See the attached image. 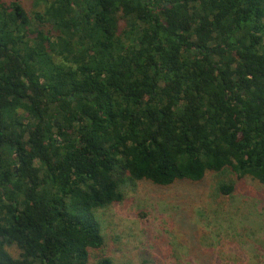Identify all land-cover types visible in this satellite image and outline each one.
Here are the masks:
<instances>
[{"label":"trees","instance_id":"trees-1","mask_svg":"<svg viewBox=\"0 0 264 264\" xmlns=\"http://www.w3.org/2000/svg\"><path fill=\"white\" fill-rule=\"evenodd\" d=\"M208 181L248 230L264 0H0V264H113L99 213L129 186Z\"/></svg>","mask_w":264,"mask_h":264},{"label":"rangeland","instance_id":"rangeland-1","mask_svg":"<svg viewBox=\"0 0 264 264\" xmlns=\"http://www.w3.org/2000/svg\"><path fill=\"white\" fill-rule=\"evenodd\" d=\"M19 1L27 10L33 3ZM210 185L208 181L180 190L132 184L122 203L99 213L106 226L105 255L113 264H141L145 259L151 264L154 258L157 264H264V188L247 183V203L255 221L243 232L240 219L248 214L229 198L209 204ZM190 237L204 248L193 241L192 245ZM191 246L198 251L193 253Z\"/></svg>","mask_w":264,"mask_h":264}]
</instances>
